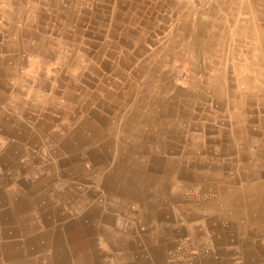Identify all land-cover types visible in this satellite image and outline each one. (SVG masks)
<instances>
[{
    "label": "bare ground",
    "instance_id": "6f19581e",
    "mask_svg": "<svg viewBox=\"0 0 264 264\" xmlns=\"http://www.w3.org/2000/svg\"><path fill=\"white\" fill-rule=\"evenodd\" d=\"M90 3L0 0V264H264V2L146 52L85 42Z\"/></svg>",
    "mask_w": 264,
    "mask_h": 264
},
{
    "label": "crops",
    "instance_id": "0c3cea01",
    "mask_svg": "<svg viewBox=\"0 0 264 264\" xmlns=\"http://www.w3.org/2000/svg\"><path fill=\"white\" fill-rule=\"evenodd\" d=\"M157 1L160 2L162 4V6L159 7V9H155V11L152 12V10H153V9H151L153 7L152 0H150V1L149 0H95V1L92 0V3L86 4V6L91 10L90 12H88L87 14H84V13H82V11H79V14L81 16H84L85 21H79L76 24V26L79 27L80 30L86 29L87 33L84 34V38H83L85 40V42L92 41V42L96 43V41L100 42L102 40H106V41L111 42L112 46L114 47V48L111 47L109 49L129 50V49L136 47V42H138L140 36L144 33L146 25H149V28H147L148 30L147 29L146 30L148 32V37H149L150 43L149 42L144 43L145 52H146V50L152 51V50H156L160 47H164V46L166 47L168 44L166 42L165 36L172 31L174 23H177L180 20V18H184L183 13L185 11V8L187 9V11H189V13H190L189 15H191V11H190L191 9L188 6L189 4H187L184 0H157ZM218 1L219 0L214 1V2H218ZM220 1L223 2L222 0H220ZM229 1H230L231 9H232V12H231L232 17L234 19H237L238 18L237 15L243 13V12L239 11V7H238L239 4L238 3H241V1H244V0H229ZM261 1L264 2V0H261ZM126 2H128V3H126ZM146 5H147V7H146ZM148 5H149V7H148ZM188 8H189V10H188ZM163 9H164V11H163ZM130 10H131V12H130ZM234 13L237 15H235ZM126 18H127V20H126ZM210 18L212 19V16H209V19ZM40 23H41V25H44V24H47V21L45 19H43V20H40ZM99 23H100V25H99ZM49 25L56 27L58 25V23H56L55 21L52 23L49 22ZM207 29L210 30V28H207ZM168 31H169V33H168ZM58 34L59 33H56L53 36L58 37L59 36ZM123 35L126 39L129 40L130 45L123 43V41L121 39V37ZM71 43H73V42H71ZM60 45H62V44H60ZM57 46H59V44L55 45V47H57ZM87 47H88V45H86V48ZM146 47H148V48H146ZM154 47H155V49H154ZM77 49L81 51V49H79V48H77ZM90 49L93 51V50H95V47H90ZM106 49H108V48H106ZM37 51H38V49H36V53L30 54V55H28V57H40V52L39 51L37 52ZM1 56H4V54H2ZM174 56H177V55L175 53H172L170 57H174ZM181 57L183 59L182 64L184 67H188V66L192 65L191 63H189V60L186 59V53L182 52ZM104 58L108 59L109 57L104 55ZM141 58H142V56L140 57V59ZM56 61H57V59L55 58L54 62L51 61L49 63H51V64L55 63L54 66L58 69L59 67H57L58 66L57 64H59V63H57ZM219 61H220V59H214L211 62H215V64H217V63H219ZM51 64H49V65L51 66ZM52 69H54V68H52V66H51L50 70H48L46 68V69H43L41 71L43 74H45V76H47L48 80L51 81V83H53L55 81L54 79H51V77L53 75ZM20 71L27 72V68H22V69H20ZM49 71H51L50 72L51 74H49L50 76H48V74H47V73H49ZM175 78H177V77H175ZM186 78H189V75L184 74L183 76L178 77V79H181V80L182 79L185 80ZM30 80H31V82L32 81L38 82L40 80V77L38 75H35L33 72H31ZM66 81L67 80L64 81L63 79L61 80L59 78V82H61L59 89H63L62 83L66 82ZM56 85H58V81H57ZM39 91L41 92V95H44L45 97L50 94V92L47 89L45 90V89L40 88ZM16 95H18L19 97H21L23 99L25 98V96H23V94L16 93Z\"/></svg>",
    "mask_w": 264,
    "mask_h": 264
},
{
    "label": "rangeland",
    "instance_id": "374dc122",
    "mask_svg": "<svg viewBox=\"0 0 264 264\" xmlns=\"http://www.w3.org/2000/svg\"><path fill=\"white\" fill-rule=\"evenodd\" d=\"M184 1L187 4H189L188 6L191 9L190 11H191L192 19L195 16H199L200 18H203L204 20L208 21L209 25L207 26V28H210L211 30H216V31L221 30L223 28L221 25L222 22H224V24H226L227 28L232 30V28L234 27V25L236 23H238V22L243 23V21L245 20V18H244L246 16L245 13L239 14L237 16L238 19H234L232 17V13H231L232 9H231L229 0H222L223 2H221L220 0L218 2H214L215 0H201V1H196V2L191 1V0H184ZM212 2H214V3H212ZM185 10H186V8H185ZM235 15H237V14H235ZM209 16H212V19L211 18L209 19ZM226 20H228V21H226ZM229 25H232V26H229ZM238 38H235V39H238ZM243 53H244V51H243ZM52 68H54V67L52 66ZM174 69L175 70H173L174 71L173 74L176 75L177 78L183 76L184 74L185 75L187 74L186 72L183 71V69H180V70L176 69V68H174ZM48 70H50V69H48ZM50 72L51 71H49V73ZM49 73H47V74H49ZM48 76H50V75H48ZM256 113H257V111L254 112V114H256ZM104 224L109 225V223H104Z\"/></svg>",
    "mask_w": 264,
    "mask_h": 264
},
{
    "label": "built area",
    "instance_id": "2783aa9c",
    "mask_svg": "<svg viewBox=\"0 0 264 264\" xmlns=\"http://www.w3.org/2000/svg\"><path fill=\"white\" fill-rule=\"evenodd\" d=\"M191 1H194V2H196V1H201V0H191Z\"/></svg>",
    "mask_w": 264,
    "mask_h": 264
}]
</instances>
